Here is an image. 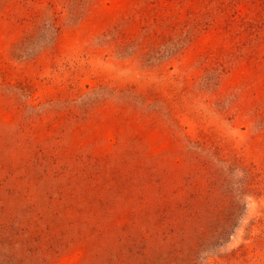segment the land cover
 Masks as SVG:
<instances>
[{"label":"rangeland","instance_id":"rangeland-1","mask_svg":"<svg viewBox=\"0 0 264 264\" xmlns=\"http://www.w3.org/2000/svg\"><path fill=\"white\" fill-rule=\"evenodd\" d=\"M0 264H264V0H0Z\"/></svg>","mask_w":264,"mask_h":264}]
</instances>
